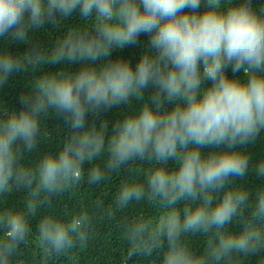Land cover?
<instances>
[{
	"label": "clouds",
	"instance_id": "obj_1",
	"mask_svg": "<svg viewBox=\"0 0 264 264\" xmlns=\"http://www.w3.org/2000/svg\"><path fill=\"white\" fill-rule=\"evenodd\" d=\"M128 47L134 63L113 55ZM17 76L16 103L0 97V264L86 247L99 214L129 260L264 264V0H0V88ZM49 118L69 130L58 152L41 150ZM123 173L110 205L55 211Z\"/></svg>",
	"mask_w": 264,
	"mask_h": 264
},
{
	"label": "trees",
	"instance_id": "obj_2",
	"mask_svg": "<svg viewBox=\"0 0 264 264\" xmlns=\"http://www.w3.org/2000/svg\"><path fill=\"white\" fill-rule=\"evenodd\" d=\"M55 36L56 32L51 31L49 35L42 34L40 39L47 43ZM146 39L147 37H140L141 42H145ZM10 48L12 51H23L25 46L10 45ZM140 51V47H128L116 50L113 55L131 58L134 63ZM58 67L59 66H51L49 70L55 71ZM73 70H75V66ZM23 91V79L17 76L4 88H0V97L5 100H10L15 104L16 98ZM16 107L18 108L19 105L17 104ZM117 117L118 113L116 109H113L107 114L110 126L111 122H114ZM45 123L51 131L54 139L42 145L41 150L58 152L59 148L62 146L64 137L69 134V130L63 123L62 118H49ZM252 151L254 155L264 153V142L258 144ZM125 176L126 173L119 176L113 175L108 181L100 185H89L86 181L82 180L78 188L66 192L60 197V200L55 207V211L58 213L88 211L89 214H93L90 210L95 208L96 205L106 206L112 203L114 192ZM138 211L150 212L151 210L140 208ZM94 225V234L88 241L86 247L75 248L69 253L61 256L49 257L46 264H154V260L145 261L138 258L129 260L125 249L118 240V234L114 223L107 221L102 214L98 215ZM194 243L200 244L201 241L197 238ZM33 251H35L34 248L28 250L29 254Z\"/></svg>",
	"mask_w": 264,
	"mask_h": 264
}]
</instances>
